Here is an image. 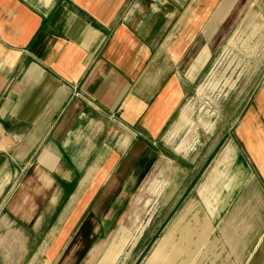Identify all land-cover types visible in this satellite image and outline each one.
<instances>
[{"label":"crops","instance_id":"0c3cea01","mask_svg":"<svg viewBox=\"0 0 264 264\" xmlns=\"http://www.w3.org/2000/svg\"><path fill=\"white\" fill-rule=\"evenodd\" d=\"M255 1L0 0V197L11 183L0 200V229H22L15 243L27 257L10 249L0 264H57L65 246L82 238L77 230L98 220L96 208H110L125 182L142 177L146 158L155 157L149 140L156 146L242 22L260 19L251 37L264 33ZM256 51L264 61V48ZM228 147L233 160L222 159ZM216 165L226 167L225 197L243 189L236 208H256L249 217L263 230L264 82ZM33 208L67 214L51 221L42 212L55 231L27 256Z\"/></svg>","mask_w":264,"mask_h":264},{"label":"rangeland","instance_id":"374dc122","mask_svg":"<svg viewBox=\"0 0 264 264\" xmlns=\"http://www.w3.org/2000/svg\"><path fill=\"white\" fill-rule=\"evenodd\" d=\"M255 4L253 12L264 13V0H256ZM261 23L260 19L242 22L241 29L231 36L226 51L215 55L203 78L188 92L177 114L157 138L156 146L154 140H149L155 157L146 158L148 162L142 177L125 182L124 191L120 190L119 195L111 198L110 208H96L98 220L91 219L87 231L77 230V233L82 231V238L78 236L76 242L65 246L57 264H146L152 249L189 204L194 205V213L197 212L199 218L207 217L206 228L201 234L199 230L197 235L201 236L175 264H189L202 244L197 264H264V229L257 226L260 222L249 217L251 210L255 217L257 209L236 208L243 189L230 200L225 197V184H229L223 174L226 167L216 165L255 86L264 82V61L256 51L264 48V33L259 38L251 37L253 29ZM254 45L255 50L250 51V46ZM181 111L187 112L185 124L180 123ZM201 120L212 128L204 130ZM178 123L183 125L175 131ZM232 152L228 147L222 159L233 160ZM23 168L19 166L18 174ZM10 184L3 188L1 204ZM243 200L247 199L242 197ZM66 209L33 208V230L28 229L27 236L35 245L28 244L27 256L36 251L39 240L49 235L47 225L63 218ZM42 212L47 218L53 215L51 221L42 220ZM19 231L22 229L17 227L0 229L2 243L6 239L13 241L11 246L0 247V260L3 261L2 257L8 255L10 249L15 257L24 252V246L15 243ZM49 231L52 234L55 229ZM44 247L42 244L40 248ZM23 258H27L24 253Z\"/></svg>","mask_w":264,"mask_h":264},{"label":"bare ground","instance_id":"6f19581e","mask_svg":"<svg viewBox=\"0 0 264 264\" xmlns=\"http://www.w3.org/2000/svg\"><path fill=\"white\" fill-rule=\"evenodd\" d=\"M187 112L184 111L180 116V123L185 124L188 122L186 118ZM190 116V115H189ZM178 123L174 128L175 131L181 129L182 125ZM202 126L206 130H210L212 125L206 121L201 120ZM193 129V128H192ZM207 217L199 218L198 213H194V205L189 204L179 214V216L171 224L168 232L159 240L157 245L152 249L146 264H175L176 260L186 253L189 246L194 242L195 239L201 235H197L199 230L201 231L206 228ZM197 235V236H196ZM190 238V240H189ZM207 239V238H206ZM206 239L204 242H206ZM184 246V247H183ZM204 244L197 251V253L191 258L189 264H197L199 254L202 252ZM186 261V258L183 262Z\"/></svg>","mask_w":264,"mask_h":264}]
</instances>
